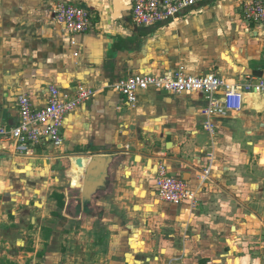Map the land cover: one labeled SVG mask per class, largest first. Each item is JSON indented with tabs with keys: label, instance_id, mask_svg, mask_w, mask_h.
I'll return each instance as SVG.
<instances>
[{
	"label": "crops",
	"instance_id": "obj_1",
	"mask_svg": "<svg viewBox=\"0 0 264 264\" xmlns=\"http://www.w3.org/2000/svg\"><path fill=\"white\" fill-rule=\"evenodd\" d=\"M252 1L216 0L140 27L128 0H0L1 126L19 124L22 96L42 109L50 87L72 97L98 90L68 115L61 148L20 155L0 141V195L11 191L0 200V264H264V160L255 152L264 149V95L245 94L239 114L209 117L202 94L150 89L130 106L108 87L180 68L241 84L263 78L264 24L244 16ZM57 2L89 9L92 31L72 36L55 23ZM78 157L87 164L74 188ZM162 167L196 192V208L159 199Z\"/></svg>",
	"mask_w": 264,
	"mask_h": 264
},
{
	"label": "built area",
	"instance_id": "obj_2",
	"mask_svg": "<svg viewBox=\"0 0 264 264\" xmlns=\"http://www.w3.org/2000/svg\"><path fill=\"white\" fill-rule=\"evenodd\" d=\"M216 0H128L134 23L140 27H153L174 23L196 7ZM55 23L63 26L72 36L85 34L94 27L93 13L82 6L57 2L52 7ZM244 16L254 24H264V1L253 0L245 4ZM75 45V38H72ZM114 92L123 95L130 106L139 102L142 92L154 89L173 95L202 94L209 106L206 116H227L243 110L244 95H264V77L235 83L215 74L188 75L184 69H176L162 75H135L108 85ZM98 90L81 86L75 96L64 95L56 87H50L48 103L35 109L26 96L18 100L20 122L13 128L0 125V141L13 148L17 154L28 155L37 146L51 144L56 148L64 145L62 130L71 113L82 104L94 99ZM220 95V97H218ZM207 129H212L208 124ZM158 197L174 206H198L196 192L181 178L169 175L165 167L159 169L154 179Z\"/></svg>",
	"mask_w": 264,
	"mask_h": 264
},
{
	"label": "rangeland",
	"instance_id": "obj_3",
	"mask_svg": "<svg viewBox=\"0 0 264 264\" xmlns=\"http://www.w3.org/2000/svg\"><path fill=\"white\" fill-rule=\"evenodd\" d=\"M259 150H261V153H260V151ZM255 152H256V154H261L262 155V158H263V160H264V155H263V153H264V149H262L261 147H257L256 149H255ZM263 152V153H262ZM262 164H264V163H262ZM9 192H11L10 191V189H7V191L4 193V194H1L0 195V200L1 201H3L6 197H8V196H6V194H9ZM206 239V238H205ZM212 239H214L213 237H212ZM209 241V240H208ZM131 246H135L133 249H135L136 251L138 250V247H139V244H138V237H135V238H133L132 239V241H131ZM137 246V247H136ZM3 250H1L0 251V253L2 252ZM131 253H133V252H131ZM149 255H151V256H154V255H156V254H150L149 253ZM168 262V261H167ZM167 264V263H166Z\"/></svg>",
	"mask_w": 264,
	"mask_h": 264
},
{
	"label": "water",
	"instance_id": "obj_4",
	"mask_svg": "<svg viewBox=\"0 0 264 264\" xmlns=\"http://www.w3.org/2000/svg\"><path fill=\"white\" fill-rule=\"evenodd\" d=\"M74 163L79 170H81V171L83 170V172H84L85 165L87 164V160L84 157L75 158Z\"/></svg>",
	"mask_w": 264,
	"mask_h": 264
},
{
	"label": "flooded vegetation",
	"instance_id": "obj_5",
	"mask_svg": "<svg viewBox=\"0 0 264 264\" xmlns=\"http://www.w3.org/2000/svg\"><path fill=\"white\" fill-rule=\"evenodd\" d=\"M79 180V181H78ZM82 186V183H81V179H77L76 180V183H74V188H79V187H81Z\"/></svg>",
	"mask_w": 264,
	"mask_h": 264
},
{
	"label": "bare ground",
	"instance_id": "obj_6",
	"mask_svg": "<svg viewBox=\"0 0 264 264\" xmlns=\"http://www.w3.org/2000/svg\"><path fill=\"white\" fill-rule=\"evenodd\" d=\"M80 171H81V170H80ZM81 177H82V171L80 172L79 179H81Z\"/></svg>",
	"mask_w": 264,
	"mask_h": 264
}]
</instances>
